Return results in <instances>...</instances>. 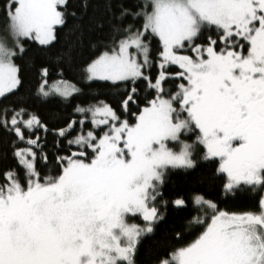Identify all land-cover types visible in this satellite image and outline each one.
<instances>
[{
  "label": "snow or ice",
  "instance_id": "snow-or-ice-1",
  "mask_svg": "<svg viewBox=\"0 0 264 264\" xmlns=\"http://www.w3.org/2000/svg\"><path fill=\"white\" fill-rule=\"evenodd\" d=\"M67 8L0 3V97L23 88L18 61L32 45L56 46ZM116 12L110 43L92 46L75 82L37 69L38 101L79 99L73 115L50 125L27 107L0 110L14 136V164L0 170V264H140L170 207L185 215L149 264H264V0H139ZM113 89L118 108L99 99ZM201 162L225 194L257 193L256 208L226 211L195 188L166 198L170 174Z\"/></svg>",
  "mask_w": 264,
  "mask_h": 264
},
{
  "label": "trees",
  "instance_id": "trees-1",
  "mask_svg": "<svg viewBox=\"0 0 264 264\" xmlns=\"http://www.w3.org/2000/svg\"><path fill=\"white\" fill-rule=\"evenodd\" d=\"M3 0H0L2 3ZM139 0H68V17L66 26L59 31V40L54 48L47 51L41 50L38 46L32 45L30 51L31 59L22 63L24 86L15 95H9L6 99L0 98V110L5 107H27L29 111L39 113L42 119L50 125L73 115V108L81 103L77 99L70 102H43L36 97V86L39 76L37 69L41 65H47L51 69L50 83L53 80L61 79L59 72L63 69V78L75 82L77 71L83 62L91 57L96 49L94 44H108L114 35L113 13L120 5L131 7ZM72 13H75L73 16ZM118 15V12H116ZM138 23L131 18L125 24ZM3 27V14L0 12V29ZM207 35V33L205 34ZM118 38V37H117ZM158 45L154 42L153 47ZM178 70L177 66H172ZM105 91V95L99 99H107L113 107L118 108L116 103L119 99L117 90ZM95 101H87L94 103ZM42 135V133H41ZM194 138V137H193ZM14 136L0 129V170L14 164L12 158L11 141ZM24 147L23 144L19 145ZM46 151L50 153L56 149L53 147L52 137L47 138ZM213 165L201 162L200 167L193 172L176 171L170 174L167 187L165 188L166 198L176 193L188 194L192 189H200L210 193L211 198L216 200L220 207L226 211L254 210L258 204L257 193L241 188L237 192L225 194L222 188V181L211 179L210 172ZM185 213L174 211L171 207L168 211L167 220L160 226L156 235L145 239L139 252L140 264H149L151 257L161 251L168 243L169 233L172 226H179Z\"/></svg>",
  "mask_w": 264,
  "mask_h": 264
},
{
  "label": "rangeland",
  "instance_id": "rangeland-1",
  "mask_svg": "<svg viewBox=\"0 0 264 264\" xmlns=\"http://www.w3.org/2000/svg\"><path fill=\"white\" fill-rule=\"evenodd\" d=\"M186 54H188V53H186ZM1 98V97H0Z\"/></svg>",
  "mask_w": 264,
  "mask_h": 264
}]
</instances>
